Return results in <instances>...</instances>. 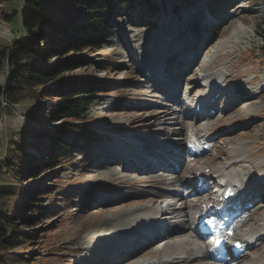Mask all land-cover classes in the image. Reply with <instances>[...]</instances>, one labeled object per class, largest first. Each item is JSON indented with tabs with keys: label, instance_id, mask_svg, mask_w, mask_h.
Masks as SVG:
<instances>
[{
	"label": "rangeland",
	"instance_id": "obj_1",
	"mask_svg": "<svg viewBox=\"0 0 264 264\" xmlns=\"http://www.w3.org/2000/svg\"><path fill=\"white\" fill-rule=\"evenodd\" d=\"M60 4L62 8L66 7L64 1ZM20 6V0H1L0 22H5L4 17L19 10ZM188 6L192 7L187 8ZM64 9L67 10V8ZM124 9L109 21L111 28L106 30L110 35L101 41L98 39L97 45L93 48L73 54L74 59L77 57L94 64L61 75L66 80L92 81L102 85L98 94L90 97L92 104L84 114L83 120L84 124L91 128L89 130L95 134V138L91 137L90 139H93L91 141H88V138H80L71 156L66 157L64 161L57 163L51 169L41 164V169L30 175L24 186L36 193L47 192L48 194L37 203L38 207L32 212L33 219L20 224V228L27 231L33 230L36 236H32L34 239L25 250H19L18 259L9 260L10 257H8L6 264H76L81 259L85 262V258L91 255L90 248H101L106 245L109 235H104L103 232L113 231V226L108 228L105 225L109 219H105L104 212H109L107 216L109 218L111 215L118 216L131 207L137 208L138 205L134 203V200L146 194L144 188L147 186V176L152 175L157 178L161 173H167L158 169L150 174L147 173L148 171L142 174L134 173L132 170L124 169L120 162H115L114 165L108 162L110 167L106 171L96 170V168L100 163L108 161L104 158L106 152L113 151L116 148L115 143H123L122 141L126 140L130 133L131 135L135 133L137 141L145 137L148 140L147 144H159L166 134L170 133L173 143H169L173 146L179 142V139L184 140L192 136V133L186 135V129L182 131V125H179L176 120H173L175 122L172 123L173 126L166 121L152 120L155 114L164 110L161 106H164V101L169 99L163 89L154 93L158 89L159 82H156L154 77H152L153 81L147 77V73L151 71L146 68L147 65H153V63L157 65L162 60L171 62L165 66L169 71L175 72L174 61L178 58L175 54L184 52L185 50H182L185 48L187 53L197 44L195 39L198 40V37H201L203 41L205 39V44L195 46L200 56L194 64L191 63L189 66L203 61L200 60L202 59L201 51L211 44V48L207 51L209 53L207 60L213 58L214 65L219 68L208 67L206 75H213L216 70H219L231 78L226 81L229 82L230 87L242 86L241 88L246 90L249 99H243V102L254 99L250 105L239 107L240 115L232 113L236 107L238 108V103L229 104V108L224 107L226 104L224 102L219 105L216 103L219 111L205 121L208 123V130L215 138L216 143L212 146L215 149L209 151L210 154L201 156L198 161L212 165L221 159L230 158L236 147H252V153L261 151L262 156L257 159V162L242 168H248L252 172L251 178L253 175L259 178L264 173V74L263 77L259 76L260 73H264V55L258 53L264 45L263 39L258 37L264 35V0H165L163 2L136 0L132 6ZM214 18L220 25L211 26ZM6 23H11L12 30L9 24L0 25V50L10 49L20 38V33L17 31V19L13 18L11 22ZM222 43H226V46L220 49ZM157 45L160 47H156ZM42 47L47 48V44L43 43ZM66 58L67 56L60 60ZM190 70L178 71L179 73L175 76L178 80L176 85L185 96L189 93L198 96L202 93L204 81H201V77L199 78L196 72L192 73ZM7 73L6 66L0 71V78ZM244 82L247 85H244ZM222 91L225 92L223 89ZM225 93L228 95V91ZM256 93L260 94V98L252 97ZM3 103L4 101H1V104ZM54 104H56L55 99L50 101L46 98L39 108L45 113ZM8 106L6 104V107ZM20 106H12L6 114L3 115L4 112H2L0 115V117L3 115L2 123L5 122L4 127L2 124L3 128L0 129V158L4 157L6 149H9L11 155H16L17 150L28 152L35 163H38V160L47 161V157L42 154L49 146L46 135L58 131L59 125L64 121L54 124L45 121L46 123L37 129V137L33 138L30 133V130H33V123L25 121L22 116L28 117L31 109L38 107L33 101L22 103ZM170 106V109L179 108L177 115L181 121L184 115L182 112L192 110L191 108L185 111L182 106H177L173 102H170ZM229 114L234 115L233 120L224 122V116ZM239 117L244 120L235 121ZM144 118L146 120L142 121ZM216 125L221 127L216 128ZM225 132H240L249 136L238 139L232 145L228 139H220L219 135ZM212 141L209 143L212 144ZM183 149L182 152L187 151V144L183 146ZM181 155H177L178 159L181 158L178 162L173 161L170 164L172 170L178 169L175 176L184 174V171L180 169L186 161ZM14 163L18 167L17 163ZM256 166L261 168L255 169ZM213 168L218 166L214 165ZM109 170L112 172L107 173ZM5 172L0 176L1 185L8 181ZM115 172H119L123 178L134 180L136 184L119 183L120 180H115V176H110ZM260 182L259 178L253 185L256 187ZM160 189H168V187L161 185ZM154 191L158 189L151 188L148 193ZM163 191L166 192V190ZM185 191V194L194 192L192 187L191 190L187 188ZM262 192L264 193V190ZM14 201H11V204ZM25 203L28 202L25 201ZM257 203H262L264 206V196L251 206L252 210L248 214L254 215L256 212L254 216L263 218L264 210H259L260 205H256ZM1 210L6 211V208L0 206ZM37 210H39V217L35 214ZM192 214H194L193 210ZM259 232L264 237V231L259 230ZM94 235L104 239H100L101 242L97 243L90 238ZM261 243L263 244L261 246L254 243L255 246L252 248L254 252H250L253 254L252 257L260 255L264 257V239ZM135 249L123 250L121 255L120 251H117L116 260H112L111 264H125ZM154 249L153 245L145 247L143 250L145 258L152 260L149 250L153 253ZM250 250L251 248L248 251ZM162 251L158 250L160 253ZM103 260L108 261L107 258ZM102 261L100 259L84 264H101Z\"/></svg>",
	"mask_w": 264,
	"mask_h": 264
},
{
	"label": "bare ground",
	"instance_id": "obj_2",
	"mask_svg": "<svg viewBox=\"0 0 264 264\" xmlns=\"http://www.w3.org/2000/svg\"><path fill=\"white\" fill-rule=\"evenodd\" d=\"M190 7L192 6H188L187 8ZM195 42L200 45L204 43L201 37H198V40L195 39ZM197 44L195 46H197ZM195 46L194 47L192 46V49H190L191 48L190 47L189 48L190 50L188 49L189 51L187 50L188 51L187 53H185L186 52V48H185L182 50V51L185 50L184 52L175 54V56H178L176 61H174L176 68L178 70H183V72L186 69L188 70L191 69L192 73L196 72L199 78L201 77L202 79L201 81H204L202 87L205 88V91L199 93V97L200 95L201 96L204 95V97H206L211 92V90L215 89L214 86L217 84L218 90H216L215 93V101L211 103V105H209L210 106L209 108H213L212 106L215 105V103H217L218 99L224 98V100L225 99L230 101L232 100L231 104L238 103L239 105L238 108L236 107V109H234L232 113H237L238 115H240L238 113L239 107L250 105L251 104L250 102H252L254 99H250L247 102L246 101L243 102V99L247 100L249 99V96H247L246 90H243V88H241L242 86L231 87V92L227 90L228 94L231 93L233 95V98H230V95H227L225 92L222 91L221 84L224 81L231 80V78L221 73L219 70L218 71L216 70L213 75H206L205 73L206 69L208 67L212 68L215 66L214 65L215 60H212L213 58L207 60V58L209 57V53L207 51L211 48V44L207 45V47L205 46L206 48H203V50L201 51L202 59L200 58V60L203 61L200 62L198 60L199 62L198 63L195 62L194 67L189 66L191 65V63L193 64L194 61H196L200 56L199 50L195 49ZM224 46H226V43L220 44V49H223ZM156 47H160V46L157 45ZM155 64L156 63H153V65H147L148 66L147 68L151 71L150 73L152 72L155 73V75H152V77H154V80H156V82H159L158 89H156L154 93L160 90V88H163L165 85L164 87L165 91H167V93L170 92V96L168 97L170 101L167 99L164 101V106H161V109L164 110L155 114L152 120L164 121V122L166 121V123L170 124L171 126H173L172 123H175L173 120H176L179 125H182L181 128L182 131L186 129L185 131H187V135L190 134L189 132H191L192 136L191 137L188 136L184 140L179 139L178 140L179 142L177 144L175 142L176 145L173 146L170 145L169 143L173 141L170 138L171 134L167 133L165 138L159 144H150V145L146 144V146L143 145L141 146V144H143L141 142L138 144L132 143L133 145H131L130 147L127 145L121 148L116 146V149H114L112 152L110 150L106 152L107 154L106 156H104V158H106L108 162H111L114 165V163L117 162L118 160L122 161L125 165V168L127 170H132V172L134 173L142 174V172L145 171L154 173L155 171H157L156 169L159 170V168L167 169L166 170L167 173L165 174L161 173V175L160 176L158 175L157 178H154V176L152 175L147 176V181H146L147 186L146 188H144V192L146 191V194L142 198H139L138 200H134V203L138 205L137 208L131 207L126 211H124V213L118 216L111 215L109 218H107V216H109V212H104V216L106 217L105 219H109L105 225H107L108 228H111L113 226V231L108 232L107 230H105L103 232L104 235L106 234L109 235V238L106 239V245H104L101 248H97V247L90 248L89 252L91 255L88 258H85V262H83L84 260L81 259L79 262H76V264L94 262L100 259L102 261L104 258H107L108 261L103 260L101 264H111L112 260L115 259L118 253L117 251H120V255H121L122 254L121 251L126 250L128 248H136V249L134 253L130 254V257L126 261V263L124 262L125 264H215L213 261H211L208 258L207 250L198 251L194 242V240L198 239L195 232V230H197L198 222L195 225L194 223L196 222V219H198L199 216H201L203 212L207 209L209 202H214V204H217V200H215V197L213 196L214 194H217V192L212 193L210 189H205L204 191L201 192V194H197V190L194 189L197 183L195 184L191 178L196 179V177L199 178L202 176H207L209 174H211V177H215L217 174H221L222 177H224L225 180L228 181V182L225 181L224 184L229 183L232 186V190L238 191L239 190L238 186L241 185L242 187H245L246 190H249V194L254 193V197L252 198L253 201L262 199V197L264 196V193H262V195L259 196L257 195L258 192L257 190H264V173L259 177L261 179L260 184L255 187L253 184L259 178H257L255 175H253V178H251L252 172L249 171L248 168H242L244 166L247 167V165L250 163L257 162V159L262 156L261 151L252 153V147L249 148L236 147L230 158H226L223 160L221 159L212 165H208L207 163H201L198 161V159L205 154L204 145L208 144L212 140L213 141L215 140L211 134V131H209L207 128L208 123H205V121H208L207 119H209L208 114L203 112L198 114L196 113V109H194V106L196 104H194L193 102L197 96L193 95L192 93H189V95L183 99L182 103L191 106L192 110L186 113L182 112V114L184 115L182 117L183 120L181 121L180 117L177 115L179 113V108L174 107V109H170V107L172 106V105L170 106V102L174 103L175 100H177V94L179 93V88H178L179 86L176 85L178 80L175 79L174 74H172L167 70L168 67L165 66L166 63L164 61L161 60L158 62L157 65ZM215 68H219V67L215 66ZM246 82H244V85H247ZM252 97L256 99L258 97L260 98V94L256 93ZM200 104L206 105L207 101L204 100L203 102L202 100ZM4 105L5 102L3 103L2 107ZM233 116L234 115H230V114L225 115L223 121L224 122L232 121ZM240 118L241 117L237 118L235 121L244 120V118L241 119ZM145 120L146 119L144 118L142 121ZM215 127L218 128L221 127V125H216ZM130 136H132L131 133ZM247 136L249 135L248 134L245 135L240 132H225L222 135H219L221 140L228 139L229 143L232 145L235 144V142L238 139ZM194 137H196V141H197L196 148L199 150V152L192 155V158L191 160H189V163L186 162L181 167L180 170H183L184 174L182 173V175L180 174L178 176H175L176 172H178V169L172 170L173 168L170 166V164H172L173 161L178 162L181 159V158L178 159L177 155L182 154L181 155L182 157L185 156V152H182V150H184L183 149L184 143L186 141H187L186 143L187 145L194 143L195 142L193 140ZM140 141L146 142L148 140L145 137H141ZM215 146L217 147V144ZM142 150L143 151L147 150V153L141 154L140 161L144 159L146 163L145 166L142 165V167H139L136 166L134 163L137 161H135L132 158ZM208 153L210 154V152ZM147 158L149 159L152 158L156 160V162L153 165L150 164L147 165L148 163ZM175 158H177V160H175ZM108 162L105 161V163L100 164V166H97L96 170L98 169L100 170L103 169L105 171L108 170L110 167L109 166L110 164H108ZM214 165L218 166V168H213ZM260 168L261 167H255V169H260ZM110 172L112 171L109 170L107 173ZM110 176H115L116 177L115 180H120L119 183L121 184H132V185L136 184L134 180L126 179L120 176L119 172L111 173ZM246 176L250 177V181L248 180L246 183L243 182L239 183V181H237V179H241L242 177H246ZM161 185L167 186L168 189L161 190L160 189ZM191 187L195 192L190 191L189 194H185L186 192L185 189L190 188L191 190ZM151 188H156L158 189V191L148 193L149 189ZM163 190H166V192ZM222 206L223 204L219 205V207ZM260 207L264 208L263 205H261ZM192 210L194 211V214L191 215ZM250 211L251 209L248 210V213ZM160 212H162V215L159 217L157 216V213ZM205 218L207 217H204V219ZM144 220L148 221L146 225L142 224V221ZM162 220H165L166 221L165 225L168 226L167 231L164 234V241L160 243V245L164 246V248L162 253L158 252L157 249H155L153 253L151 250H149L150 255L153 257L152 260H149L145 258L143 250L149 243H152L154 239L149 240L147 234H141L139 233V231L141 232L145 231L149 227L156 225L160 226L163 223ZM233 227L235 231V236L241 237L240 239L243 240L244 249H247L248 247L253 248L255 244L258 245V243L264 239V237L261 236V233L259 232V230L261 231L264 230V217L259 218V217H255L253 214H247L246 216L238 219V221ZM245 237H251L252 239H249L250 241L245 240ZM90 238L91 240L94 241L96 240L97 243L101 242L100 239H104L103 237H100L98 235H94ZM164 242H166V244ZM146 243L147 245H145ZM163 257H169L170 260L163 261L162 260ZM232 264H264V257L263 255H260L258 257L257 256L252 257V254H249L238 259Z\"/></svg>",
	"mask_w": 264,
	"mask_h": 264
},
{
	"label": "trees",
	"instance_id": "obj_3",
	"mask_svg": "<svg viewBox=\"0 0 264 264\" xmlns=\"http://www.w3.org/2000/svg\"><path fill=\"white\" fill-rule=\"evenodd\" d=\"M20 1V9L4 17L5 21H11L20 13L23 34L10 49L0 50V71L6 65L10 69L5 85L0 86V114L3 111L1 101L13 105L35 102L38 108L31 109L28 118L33 123V130H30L33 138L37 137V129L45 121L62 120L64 123L60 124L58 131L46 135L49 146L42 154L47 161L35 163L28 152L17 150L16 155H11L9 149L0 158V176L6 169L8 179L7 183L0 184V206L6 208V211H0V264H6L8 257L9 260L18 259L19 250H25L34 239L32 236H36V232L24 230L20 224L33 219L32 212L38 207L37 203L48 193L40 194L26 188L24 184L30 175L38 172L41 164L53 168L71 156L80 138L91 141L95 135L83 120L92 104L90 97L96 96L102 85L92 81L66 80L61 75L93 65L91 61L74 59L73 54L93 48L98 39L101 41L110 35L106 30L111 28L109 21L136 0ZM61 1L67 10L60 6ZM258 37L264 42V35ZM43 43L47 48L42 47ZM261 50L264 52V45ZM65 56L67 58L61 61L60 58ZM46 98L55 99L56 104L44 113L39 107ZM38 211L35 212L37 217L40 216Z\"/></svg>",
	"mask_w": 264,
	"mask_h": 264
},
{
	"label": "built area",
	"instance_id": "obj_4",
	"mask_svg": "<svg viewBox=\"0 0 264 264\" xmlns=\"http://www.w3.org/2000/svg\"><path fill=\"white\" fill-rule=\"evenodd\" d=\"M6 107V103H5V105H4V108ZM2 128V124L0 123V129Z\"/></svg>",
	"mask_w": 264,
	"mask_h": 264
},
{
	"label": "snow or ice",
	"instance_id": "obj_5",
	"mask_svg": "<svg viewBox=\"0 0 264 264\" xmlns=\"http://www.w3.org/2000/svg\"><path fill=\"white\" fill-rule=\"evenodd\" d=\"M239 246H240L239 244L236 245V247H239Z\"/></svg>",
	"mask_w": 264,
	"mask_h": 264
}]
</instances>
